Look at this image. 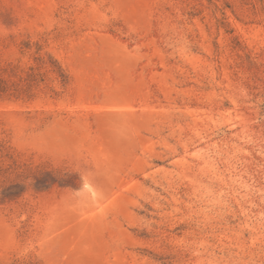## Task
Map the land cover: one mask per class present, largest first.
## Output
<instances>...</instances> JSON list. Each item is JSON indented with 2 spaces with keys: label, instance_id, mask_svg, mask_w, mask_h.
<instances>
[{
  "label": "rangeland",
  "instance_id": "obj_1",
  "mask_svg": "<svg viewBox=\"0 0 264 264\" xmlns=\"http://www.w3.org/2000/svg\"><path fill=\"white\" fill-rule=\"evenodd\" d=\"M0 264H264V0H0Z\"/></svg>",
  "mask_w": 264,
  "mask_h": 264
},
{
  "label": "trees",
  "instance_id": "obj_2",
  "mask_svg": "<svg viewBox=\"0 0 264 264\" xmlns=\"http://www.w3.org/2000/svg\"><path fill=\"white\" fill-rule=\"evenodd\" d=\"M67 187H69V186H67Z\"/></svg>",
  "mask_w": 264,
  "mask_h": 264
}]
</instances>
